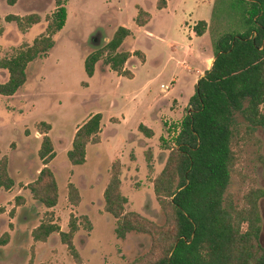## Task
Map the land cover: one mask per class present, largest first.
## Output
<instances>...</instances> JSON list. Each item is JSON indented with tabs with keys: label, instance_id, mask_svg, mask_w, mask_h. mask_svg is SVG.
I'll list each match as a JSON object with an SVG mask.
<instances>
[{
	"label": "rangeland",
	"instance_id": "obj_1",
	"mask_svg": "<svg viewBox=\"0 0 264 264\" xmlns=\"http://www.w3.org/2000/svg\"><path fill=\"white\" fill-rule=\"evenodd\" d=\"M227 6L225 0L68 1L66 22L54 36L52 49L30 63L27 81L16 94L0 95V158L7 156L9 175L15 182L8 190L0 189V236L9 234L8 242L0 245V264H75L58 233L45 242L32 238L33 229L50 219L67 231L71 216L79 225L73 243L85 264H131L149 251L147 234L116 235V221L104 210L103 192L113 164L119 160L126 210L164 223L152 182L164 167L187 114L199 77L196 70L203 68L206 53L209 59L213 56L215 41L229 29ZM140 8L150 16L142 27L134 21ZM55 11L54 0H16L14 4L0 0V58L44 34L47 16ZM32 14L40 21L23 28L7 19ZM198 20L208 21V28L201 38L191 41V27ZM119 26L132 31L121 46L131 52L125 64L131 76L117 74L102 60L94 75L87 76L86 56L106 44ZM187 48H192L190 55ZM6 79V71L0 69V83ZM123 108L125 125L111 126L117 116L124 117ZM96 112H102V124L107 126L100 135L103 140L88 144L84 164L71 165L66 152L74 131ZM145 112L156 115V135L150 140L134 129ZM236 121L239 130L232 148L237 161L228 192L242 205L250 190H264V126L248 132L241 116ZM42 122L51 127L47 134L56 152L49 167L59 197L52 208L33 200L26 188L42 168L38 156ZM69 183L79 190L78 205L68 200ZM259 209L264 247V197Z\"/></svg>",
	"mask_w": 264,
	"mask_h": 264
},
{
	"label": "trees",
	"instance_id": "obj_2",
	"mask_svg": "<svg viewBox=\"0 0 264 264\" xmlns=\"http://www.w3.org/2000/svg\"><path fill=\"white\" fill-rule=\"evenodd\" d=\"M15 1L8 0L10 4ZM54 1L56 11L47 16L45 33L16 53L0 58V69L7 73V79L0 83V95L16 94L27 81L30 63L54 46V36L66 22L69 0ZM225 1L231 20L227 19L229 29L215 41L211 66L199 76L174 146L152 182L164 223L157 224L140 213L126 210V199L120 190L119 160L114 162L104 189V210L116 221V235L123 238L135 231L150 236L149 251L131 264H264L259 209L264 190H250L242 205L228 192L237 161L232 148L239 130L236 117L241 116L248 132L264 126V0ZM149 17L140 8L134 21L142 27ZM7 19L15 20L22 28L40 21L37 14L11 15ZM207 28L208 23L199 20L193 30L196 36H202ZM131 35L130 28L119 26L106 44L90 52L84 60L87 76L94 75L102 60L117 74L130 77L125 64L131 52L121 46ZM134 53L143 57L138 51ZM101 121L102 114L98 112L77 128L67 151L71 165L84 164L88 144L100 142ZM41 126L44 129L38 156L42 168L26 188L33 200L52 208L59 197L58 183L49 167L56 152L47 134L50 125L42 122ZM138 131L146 137L153 135L142 124ZM14 183L4 155L0 158V189L8 190ZM68 200L73 205L80 201L79 190L72 183L68 185ZM78 229L73 216L67 231L50 219L33 229L32 238L45 242L51 234L58 233L74 263L85 264L73 243ZM8 239L6 232L0 236V245H5Z\"/></svg>",
	"mask_w": 264,
	"mask_h": 264
},
{
	"label": "crops",
	"instance_id": "obj_3",
	"mask_svg": "<svg viewBox=\"0 0 264 264\" xmlns=\"http://www.w3.org/2000/svg\"><path fill=\"white\" fill-rule=\"evenodd\" d=\"M184 17V16H183ZM199 21V20H198ZM206 21V20H205ZM207 23H208V21H206ZM194 27V26H193ZM193 27H191L192 29H191V41H194V39H196V38H201L202 36H196L195 35V32H194V30H193ZM175 48V47H174ZM175 50V49H174ZM191 50H192V48H187V50H186V54H188V55H190V53H191ZM204 52H205V50H204ZM208 56H207V53H206V58L204 59V62H203V64H204V66H203V68L202 69H200V70H196V73L200 76L205 70H207L210 66H211V63H212V57H210V59L209 58H207ZM132 78V77H131ZM199 78V77H198ZM163 86H166V88H164V90H167L168 89V86L167 85H163ZM162 87V86H161ZM129 99H133V94L132 95H128L127 96V100L129 101ZM134 102V101H133ZM124 109V108H123ZM154 108L152 107V106H150V107H148V110L149 111H152ZM96 113H98V112H96ZM101 114H102V112H100ZM118 113V115H119V113H120V110L117 112ZM127 113V112H126ZM126 113H125V109H124V117L122 116V117H119L118 118V116H117V120H116V122H112V123H110V125L112 126L113 125V127H115V128H118V127H122L123 125H125V123H126V121H127V115H126ZM148 113H151V112H145V114H143L142 115V119L138 122V124L140 125V124H142L143 126H145L147 129H149V130H151L152 132H153V135L151 136V137H146L145 135H144V137H146L147 138V140H150V139H152L153 138V136H155L156 135V130H155V128H154V124L156 123V121H155V116L156 115H152V114H149L148 115ZM93 114H95V113H93ZM93 114H91V115H93ZM91 115H89V117L91 116ZM117 115V114H116ZM151 115V116H150ZM88 117V118H89ZM88 118H86L80 125H82ZM102 119H103V114H102ZM79 125V126H80ZM107 125H108V123H107ZM138 125V126H139ZM78 126V127H79ZM109 126V125H108ZM77 127V128H78ZM105 127H107L105 124H102V121H101V132H100V135H101V133H102V129L103 128H105ZM77 128L75 129V131L77 130ZM134 129H136L137 131H138V127H136V128H134ZM75 131H74V133H75ZM74 136V135H73ZM103 140V138L100 136V142ZM99 142V143H100ZM72 144V143H71ZM98 144V143H97ZM71 148V147H70ZM69 148V149H70ZM67 153V152H66ZM109 180V179H108ZM107 183H108V181H107ZM107 183H106V185H107ZM106 187V186H105Z\"/></svg>",
	"mask_w": 264,
	"mask_h": 264
},
{
	"label": "built area",
	"instance_id": "obj_4",
	"mask_svg": "<svg viewBox=\"0 0 264 264\" xmlns=\"http://www.w3.org/2000/svg\"><path fill=\"white\" fill-rule=\"evenodd\" d=\"M163 87L166 88V86H163V85H162V88H163Z\"/></svg>",
	"mask_w": 264,
	"mask_h": 264
}]
</instances>
